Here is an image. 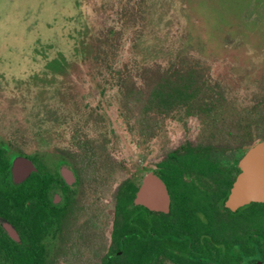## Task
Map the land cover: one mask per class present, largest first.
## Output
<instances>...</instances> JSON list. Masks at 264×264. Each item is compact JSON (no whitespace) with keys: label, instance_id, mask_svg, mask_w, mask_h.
I'll use <instances>...</instances> for the list:
<instances>
[{"label":"rangeland","instance_id":"obj_1","mask_svg":"<svg viewBox=\"0 0 264 264\" xmlns=\"http://www.w3.org/2000/svg\"><path fill=\"white\" fill-rule=\"evenodd\" d=\"M119 2H72V7H79L80 22L79 29L68 34L70 43L77 42L71 57L66 48V19L72 14L67 0H0V136L4 140L37 151L49 137L76 143L77 133L104 143L124 162L127 175L140 177L154 167L161 148L195 140L200 123L193 116L185 119V125L167 119L143 147L137 118L122 101L121 94L129 87L146 92L156 73L192 69L210 95L221 93L238 105L264 98V0H162L153 11L155 17L150 19L149 13L143 23L135 20L134 26L125 27L124 36L126 30H134V46L121 51L119 56L125 59L112 69L94 59L90 36L116 26ZM161 27L157 35H146L147 29ZM118 72L122 77L117 80ZM238 155L223 153V160L231 163Z\"/></svg>","mask_w":264,"mask_h":264},{"label":"trees","instance_id":"obj_2","mask_svg":"<svg viewBox=\"0 0 264 264\" xmlns=\"http://www.w3.org/2000/svg\"><path fill=\"white\" fill-rule=\"evenodd\" d=\"M73 1L67 0L72 9L66 19L67 38L69 31L79 29L76 25L80 22L79 7H72ZM161 2L120 0L115 10L119 17L116 26L109 27L105 34L90 36L96 50L94 59L112 69L116 62L124 60L119 54L134 46V30H126L125 36L123 30L129 23L134 26L135 20L143 23L149 13L150 19L155 17L153 11ZM61 11L58 9L57 16ZM162 29H147L146 35H157ZM70 40L71 37L67 39L66 48L68 56L72 57L77 42L73 45ZM120 76L116 73L117 80ZM154 77L156 79L146 92L129 87L121 94L123 103L139 123L140 142L152 140L158 134L161 122L167 119L185 125V119L193 116L200 123L194 142L186 140L177 147L164 148L158 163L157 173L170 196L168 213L149 211L134 204L137 187L124 171V162L117 160L104 143L96 144L77 133L73 136L78 148L83 149V164L94 158L98 160L95 170L98 178L93 182L96 196L93 204L99 207L98 220L103 221L106 217L104 206L114 210L112 241L99 263L247 264L254 258L264 260V203L250 202L235 212L223 206L238 171V157L255 141L264 140V98L238 105L226 100L221 93L210 95L199 85L197 73L192 69L168 68ZM215 149L223 153L238 152L239 155L231 163L223 161L220 165L210 153ZM43 182L34 174L20 186L22 194L28 195L32 191L40 194ZM107 197L109 203L106 204ZM4 249L10 257L1 260L0 264H48L42 245L7 244ZM103 251V245H100L99 252L102 254ZM80 262L88 261L68 260L69 264Z\"/></svg>","mask_w":264,"mask_h":264},{"label":"flooded vegetation","instance_id":"obj_3","mask_svg":"<svg viewBox=\"0 0 264 264\" xmlns=\"http://www.w3.org/2000/svg\"><path fill=\"white\" fill-rule=\"evenodd\" d=\"M49 138L44 148L26 151L18 142L4 140L0 136V261L10 257L4 245L38 244L43 246L48 264H66L67 260L100 264L99 260L109 251L112 241L111 219L114 210L111 206H104L106 217L103 221L98 220L99 207L93 204L96 200L93 182L98 178V172L95 171L98 169V160L94 158L83 164V149L78 148V143L69 144L65 140ZM148 143L144 140L143 147L146 148ZM160 152L154 167L147 169L158 176L162 148ZM210 153L223 165L222 150L215 149ZM18 156L27 157L37 170L22 181L15 182L12 163ZM34 174L43 179V192L36 194L32 191L23 195L20 186ZM128 177L135 181L137 190L142 176L128 174ZM100 245L104 249L102 254L99 252Z\"/></svg>","mask_w":264,"mask_h":264},{"label":"water","instance_id":"obj_4","mask_svg":"<svg viewBox=\"0 0 264 264\" xmlns=\"http://www.w3.org/2000/svg\"><path fill=\"white\" fill-rule=\"evenodd\" d=\"M238 171L234 176L223 206L235 212L250 202L264 203V140H258L246 147L237 160ZM12 170L15 182L25 179L36 167L27 157L13 160ZM133 203L151 211L169 212L170 196L165 182L152 170L145 171ZM247 264H264L262 259H251Z\"/></svg>","mask_w":264,"mask_h":264}]
</instances>
